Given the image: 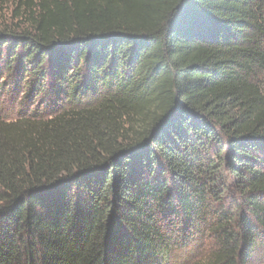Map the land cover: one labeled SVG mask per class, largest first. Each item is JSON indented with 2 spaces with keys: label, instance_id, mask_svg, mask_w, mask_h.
I'll use <instances>...</instances> for the list:
<instances>
[{
  "label": "trees",
  "instance_id": "obj_1",
  "mask_svg": "<svg viewBox=\"0 0 264 264\" xmlns=\"http://www.w3.org/2000/svg\"><path fill=\"white\" fill-rule=\"evenodd\" d=\"M6 99L0 264L264 243V0H12Z\"/></svg>",
  "mask_w": 264,
  "mask_h": 264
},
{
  "label": "clouds",
  "instance_id": "obj_2",
  "mask_svg": "<svg viewBox=\"0 0 264 264\" xmlns=\"http://www.w3.org/2000/svg\"><path fill=\"white\" fill-rule=\"evenodd\" d=\"M219 251L217 242L209 236L204 239L201 253L195 260H187L179 245L173 246L168 255L170 264H212ZM228 254L233 255L238 261L240 260L238 250ZM243 264H264V243L257 241L246 249L243 254Z\"/></svg>",
  "mask_w": 264,
  "mask_h": 264
},
{
  "label": "rangeland",
  "instance_id": "obj_3",
  "mask_svg": "<svg viewBox=\"0 0 264 264\" xmlns=\"http://www.w3.org/2000/svg\"><path fill=\"white\" fill-rule=\"evenodd\" d=\"M11 1L12 0H0V20L7 19L11 8ZM35 103L36 101L33 102V104ZM32 106L33 105H31V107ZM0 111H1L0 116L3 118L12 119L16 117L15 107L10 105V100L8 101V99L4 101ZM202 246L203 243L190 245L189 249L184 253L186 259L189 261L197 259V257L201 253Z\"/></svg>",
  "mask_w": 264,
  "mask_h": 264
}]
</instances>
